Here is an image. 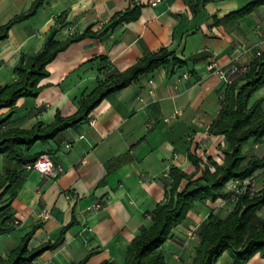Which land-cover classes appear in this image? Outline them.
<instances>
[{"label":"crops","instance_id":"0c3cea01","mask_svg":"<svg viewBox=\"0 0 264 264\" xmlns=\"http://www.w3.org/2000/svg\"><path fill=\"white\" fill-rule=\"evenodd\" d=\"M35 1L0 0V27ZM254 1L160 0L151 7L148 0H43L33 17L9 30L0 42V88L17 80L19 61L36 55L51 32L59 44L86 32L91 36L70 44L46 66L48 77L36 98L0 110V133L44 128L56 114L75 115L81 97L160 49L185 65L172 74L159 68L139 76L101 101L86 120L24 153L49 154L56 176L22 172L7 189L0 156V209L8 216L0 233L1 259L31 233L28 250L61 241L31 264H124L132 240L152 226L154 210L167 201L170 169L194 180L209 160L221 162L224 139L209 128L219 117L225 85L213 71L247 67L264 54V5L229 18ZM251 99L261 100L264 110V86ZM255 143L261 147L255 149ZM242 153L263 159L264 137L249 141ZM186 184L182 180L178 192ZM233 184L257 196L264 190V169L227 184L225 200L195 203L159 248L164 264L193 263L199 228L233 212L236 200L228 194ZM263 208L256 216L264 221ZM215 264L233 262L223 252ZM245 264L264 261L255 254Z\"/></svg>","mask_w":264,"mask_h":264},{"label":"trees","instance_id":"16d2710c","mask_svg":"<svg viewBox=\"0 0 264 264\" xmlns=\"http://www.w3.org/2000/svg\"><path fill=\"white\" fill-rule=\"evenodd\" d=\"M42 2L43 0H36L28 11L14 16L1 26L0 42L7 38L13 26L33 17ZM263 5L264 0H256L229 18H242ZM90 36L86 32L59 44L54 42V32H51L36 55L19 61L14 69L17 80L0 88V110L13 108L19 99L36 98L41 91L39 83L48 77L46 66L70 44ZM184 65L185 63L173 53L160 49L143 57L137 64L114 76L109 82L99 85L87 96L81 97L75 115L61 118L56 114L53 123L47 127L43 128L37 124L29 131L7 130L0 133V156L6 161L3 175L5 183H8L7 189L14 186L19 173L25 172L23 167L34 163L41 155H24L35 143L53 140L67 129L86 120L101 101L123 90L139 76L151 74L159 68L172 74L175 69ZM263 86L264 54H260L250 62L244 74L225 86L219 117L210 125L209 133L224 139L225 147L220 152L221 162L216 164L209 160L208 164L202 166L200 177L194 180V175L187 176L174 168L170 169L169 177L172 181L167 201L154 210L152 226L132 240L125 253L124 264H164L159 248L168 239L171 230L184 221L195 203L225 200L227 194L223 189L227 184L250 180L257 171L264 169V158L253 156L247 159L242 153L243 146L249 141L259 142L264 137L262 101L257 100L250 104L252 96ZM190 159L195 167L200 168L197 159L192 156ZM182 180L187 181V184L178 192ZM262 207L264 190L254 197H249L248 192H244L237 198L233 212L224 219H209L199 228L200 243L192 264H215L223 252L230 256L233 264H245L255 254H259L264 261V221L256 216V212ZM5 211L6 208L0 209V233L5 231L4 224L8 220ZM65 230L66 228L61 234ZM30 236L31 233L27 234L5 260L0 258V264H31L41 254L57 248L61 243L58 240L53 244L47 243L34 250H28L27 242Z\"/></svg>","mask_w":264,"mask_h":264},{"label":"built area","instance_id":"2783aa9c","mask_svg":"<svg viewBox=\"0 0 264 264\" xmlns=\"http://www.w3.org/2000/svg\"><path fill=\"white\" fill-rule=\"evenodd\" d=\"M160 0H148V5L151 7L156 6L159 3ZM209 71H213V66H209ZM246 71V67L241 64H235L230 66L226 71H213L214 74H216L221 81L224 83L225 86H228L232 83V81L239 77L240 75L244 74ZM89 125H92V121L90 120ZM67 148L69 145L66 146ZM23 170L25 172H35L40 175L45 176H56L59 170L54 167L52 158L47 153H42L37 160L29 165H26L23 167ZM236 184L229 185L228 188V194H230L232 200H237V198L244 193L243 190H240L236 187ZM192 234H189V237H191Z\"/></svg>","mask_w":264,"mask_h":264},{"label":"rangeland","instance_id":"374dc122","mask_svg":"<svg viewBox=\"0 0 264 264\" xmlns=\"http://www.w3.org/2000/svg\"><path fill=\"white\" fill-rule=\"evenodd\" d=\"M252 103V99L250 100V104ZM252 142V141H251ZM261 143H255V149H257L258 147L260 148L261 146ZM264 211V208H263V210H262V212Z\"/></svg>","mask_w":264,"mask_h":264}]
</instances>
